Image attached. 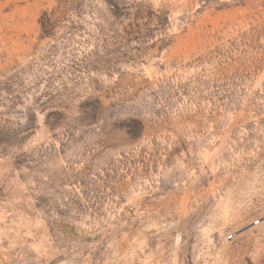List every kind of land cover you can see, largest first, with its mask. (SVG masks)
I'll return each mask as SVG.
<instances>
[{"label":"rangeland","instance_id":"1","mask_svg":"<svg viewBox=\"0 0 264 264\" xmlns=\"http://www.w3.org/2000/svg\"><path fill=\"white\" fill-rule=\"evenodd\" d=\"M0 264H264V0H0Z\"/></svg>","mask_w":264,"mask_h":264}]
</instances>
